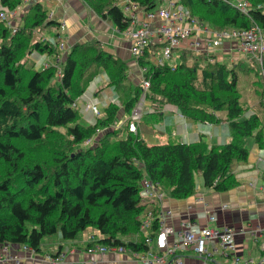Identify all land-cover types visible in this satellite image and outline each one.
Here are the masks:
<instances>
[{
  "label": "trees",
  "instance_id": "16d2710c",
  "mask_svg": "<svg viewBox=\"0 0 264 264\" xmlns=\"http://www.w3.org/2000/svg\"><path fill=\"white\" fill-rule=\"evenodd\" d=\"M124 1L145 12L162 5L161 0H82L119 32L133 21L123 12ZM175 1L210 29H248L254 24L264 32V0H247V15L219 0ZM23 4L0 0V8L9 12ZM59 31L60 23L39 2L28 7L15 33L0 20V248L39 252L45 237L59 234L72 241L91 228L102 239L90 247L144 252L148 247L139 237V217L149 205L140 196L144 178L174 200L195 194L196 173L203 188L226 192L238 185L234 166L248 160L247 139L252 137L255 148L264 150V103L242 104L237 87V71H254L260 65L255 74L263 88L256 96L259 92L264 97V52L260 64L254 58L231 63L215 58L209 63L205 55L182 51L172 71L154 63L161 46L152 42L135 62L146 68L143 78L149 82L143 112L150 102L156 110L171 106L190 122L210 124H219L216 114L224 112L230 139L211 146L202 138L190 144L169 140L151 145L138 130L128 132L141 83L132 86L128 65L97 41L74 45L60 73L54 67L35 68L34 58L59 55ZM101 71L107 77L105 88L117 101L108 103L103 117L84 125L79 106L72 105ZM143 112L142 117L150 115ZM122 116L126 119L120 129L113 128ZM96 137L93 146L85 144ZM134 235L139 236L127 240Z\"/></svg>",
  "mask_w": 264,
  "mask_h": 264
},
{
  "label": "crops",
  "instance_id": "0c3cea01",
  "mask_svg": "<svg viewBox=\"0 0 264 264\" xmlns=\"http://www.w3.org/2000/svg\"><path fill=\"white\" fill-rule=\"evenodd\" d=\"M35 2L42 4L43 8L52 14L51 18L63 27L59 31L63 47L59 50L57 59L52 56H39L37 62L44 57L45 62L48 60L50 63H54L58 70H62L64 60L72 46L93 40L128 65L129 81L132 78L140 82V72L130 56V41L126 35L119 32L107 20L94 14L82 0H24L22 6L29 7ZM25 12L21 8L20 14H17L18 17H15L12 23L19 25ZM123 12L126 14L124 9ZM126 15L129 17L133 15L136 23H147L151 28L161 24L158 17L148 22L143 16L144 12L140 10L127 12ZM153 41L155 45H160L156 39ZM191 42V39L181 42L173 50V57L167 65H177L182 51L194 52L190 46ZM234 44L236 43H232L235 49L231 51H229L231 44H227L226 47L215 51V53L222 51L219 54L223 55L230 63L237 58L247 59L248 57L239 52ZM161 47L158 53L161 52ZM45 62H40V65ZM95 94L97 95L98 92ZM84 102L81 100L76 104L84 108L86 112H91L85 109ZM145 105V113H150L153 116L159 114V116H155L157 120L155 125H157L159 133L164 135L163 132H165L170 140L190 144L196 143L202 138L208 146H211L213 142L224 144L230 139V131L224 120L225 113L223 112L217 113L218 118L222 119L219 124L193 123L181 116L171 106H169L171 108L164 106L162 109L156 110L157 108L150 102H146ZM137 126L139 132L140 124L138 123ZM259 159L261 162L257 163ZM233 174L238 185L229 191L212 192L203 188L199 179L196 181V192L191 197L185 200H174L167 194L161 202L153 203L150 206L156 213L163 214L164 227L172 232L167 238L169 244L177 240L178 233L187 224L194 228L207 226L206 216L209 214L216 218L211 227L233 231L235 234L234 251L223 252L213 241L207 245L211 256L205 264H263L260 245L264 241V151L256 149L252 144L247 162L235 165ZM90 229H86L72 241H64L59 234L52 242L42 239L39 252H34L31 249L26 250L22 246L5 245L7 253L0 264H53L52 260L57 257H61L62 260L54 264H142L139 259L128 252L108 251L104 254H87L86 249L91 244H98V241L102 239L97 231ZM135 239L136 236H131L127 240ZM175 256L183 258L185 263H200V258L195 257L192 250L177 251Z\"/></svg>",
  "mask_w": 264,
  "mask_h": 264
},
{
  "label": "built area",
  "instance_id": "2783aa9c",
  "mask_svg": "<svg viewBox=\"0 0 264 264\" xmlns=\"http://www.w3.org/2000/svg\"><path fill=\"white\" fill-rule=\"evenodd\" d=\"M165 5L153 11L144 12L145 19L153 21L155 18L161 20V24L151 28L147 23H136L135 17L132 15L133 21L130 27L122 32L130 41L129 53L130 56L136 60L143 54V51L156 39L160 44L161 52L157 59L153 60L156 65H167L172 59L173 50L177 48L181 42L191 39L190 46L193 48L194 53L205 55L209 63L215 61V51L221 50L228 44L239 43L240 52L246 55H251V58L256 59L261 64V54L264 52V32L257 26L252 24L248 29H229L216 31L208 28L205 25L198 23L196 19L191 17L187 9L182 5L176 3L175 0H161ZM225 3L241 14L247 15L251 9V5L247 0H219ZM124 11L131 12L137 11L136 5L124 1L121 3ZM8 11V10H5ZM13 12V11H10ZM17 15V13H16ZM14 16V13H11ZM10 16L6 13L0 14V20L4 21L9 26ZM15 17L12 18L14 20ZM15 28V27H13ZM15 32V30H14ZM12 32V33H14ZM62 47V46H61ZM137 65V63H136ZM44 68L54 67V63L48 60L44 63ZM173 71L176 67L174 64L168 65ZM138 67V66H137ZM140 83L142 85V94L132 109L129 115L128 132L136 133L137 125L142 118L143 106L145 96L149 89V82L143 78L146 73V68H139ZM76 102L73 103L75 107ZM86 110H90L93 114L98 115V108L96 105L84 102ZM92 141V140H91ZM92 142L87 141L85 144L90 145ZM140 196L142 199L148 200L149 205L146 210L139 217V232L143 238L144 244L148 249L144 252H133L123 247L106 248L102 245L88 247L86 252L89 255L104 254L108 251L116 253H130L132 256L139 259L142 264H205L211 254L207 250V245L213 241L225 251H234L235 249V234L230 229H215L211 227L216 218L214 215H207V226L202 228H194L191 225H185L180 233L177 235V240L171 244L168 243L167 238L172 234L169 229L164 227L163 214L156 213L150 205L159 203L166 196L165 192L159 185L152 183L147 178L141 181ZM156 224V230L153 226ZM28 250L27 247H23ZM192 250L195 257L200 258L199 262L185 263L181 257H176L177 251ZM260 250L263 253L264 262V241L260 245ZM0 262L4 260L6 255V248L3 246L0 251ZM62 258L57 257L52 260V263L61 262ZM237 262V260H235ZM264 264V263H263Z\"/></svg>",
  "mask_w": 264,
  "mask_h": 264
},
{
  "label": "rangeland",
  "instance_id": "374dc122",
  "mask_svg": "<svg viewBox=\"0 0 264 264\" xmlns=\"http://www.w3.org/2000/svg\"><path fill=\"white\" fill-rule=\"evenodd\" d=\"M55 1H58V0H55ZM161 4L165 5L162 1H161ZM21 8L25 12L27 10L28 6L25 5V6H21L19 8L17 7L13 12L5 11V9L0 8V14L6 13L10 16L8 19L10 21L9 27H10L11 32H14V30H15V32L17 31L18 25L12 23V22H14V20H12V18L18 17L16 15V13L20 14ZM11 13H14V16H11ZM126 14H127V12H126ZM48 16L52 17V14H49V12H48ZM4 21H7V20H4ZM13 27H15V28H13ZM60 28H63V27L60 26ZM35 38H37V36L34 34L33 39H35ZM43 40H45V39L43 38ZM231 45H230L229 51H231L232 49H235V48H233V45L232 46ZM234 45L236 46V49H238V51L240 52L239 43L234 44ZM61 46H62V44L60 43L58 46V50H60L63 47V46L62 47ZM71 48L69 49V51L71 50ZM219 52L221 53L222 51H219ZM219 52H217L215 54V56H216L215 58L218 59L221 57L220 58L221 61L226 62V59L224 58V56L219 54ZM243 55L248 57V58L249 57L251 58V55H246L244 53H243ZM54 57L57 59V56H54ZM37 59H38L37 57L34 58V62H35L34 66L36 69H38V68L48 69V68H44V66H43L44 63H41V65H40V62H45L46 59L44 57L41 58L40 61H38V62H37ZM220 59H218V60H220ZM133 60L135 61L134 58H133ZM235 61H237V60H235ZM29 63L31 65L33 63V59H30ZM250 65H251V63H248V66H250ZM254 67H255V64H254ZM260 68H261L260 65H258L257 67H255L254 71L253 70H244V69H240V71H237V79H238L237 87H238V90L241 94L242 104L244 102L248 106H251V105H254V103L256 101L258 103L259 99H260V101H262V103H264V97L261 99L259 92H258V95L256 96V92L262 90V88H263V87H261V84H260V81L262 78L259 76V73H258V76L255 74V71L260 72ZM56 69L58 70V68H56ZM60 71L61 70H58V73H60ZM56 80H57V77L54 78V81H56ZM54 81L52 82V84L57 85L58 83L55 84ZM138 82L139 81L133 80L132 78L130 80V84L132 86H135ZM106 84H107V77L101 71L100 74L95 78V80L89 84V86L86 88L85 92L81 96V100L97 106L99 117H103L104 109L106 108L108 103L117 101L115 93L111 89L105 88ZM97 92H98V94L96 95L95 93H97ZM167 107L171 108L169 106H167ZM78 111H79L80 118H81L80 122L84 125H91L94 122L95 118L98 116V115L92 114L91 112H86L84 110V108H82V107H78ZM119 113L122 114V112H119ZM122 118H123V116L119 120H117V123L113 128L120 129L119 125L123 124L125 122V119H126V118H124L122 120ZM220 120H222V119H220ZM119 121H121V122H119ZM156 121L157 120L155 119V116L148 115V116L142 117L140 122H139V124H140V129H139L140 135L142 136L143 140L146 143L151 144V145L157 144V143H161V144L166 143L167 141L170 140L168 138V135L165 132L162 131L164 133V135L159 133L157 125L154 124ZM137 128H138V126H137ZM123 136H124V134L121 135L120 137H123ZM97 138L98 137L92 139V141H91L92 146L97 141ZM206 139H207V137H206ZM216 140H217V138H216ZM252 143H253V138L250 137L247 139L246 146L250 147ZM212 144H215V143L213 142ZM259 162H261V159H259L257 161V163H259ZM199 179H200V175H199V173H196L195 180L199 181ZM140 216L142 217V215H140ZM90 230L96 231L94 229H90ZM139 235H137L136 238ZM55 237H58V234L48 236V237H45L43 239H46V240H44L46 242H52L55 240ZM133 237H135V235ZM139 237H142V236L140 235ZM124 239L126 240L127 237Z\"/></svg>",
  "mask_w": 264,
  "mask_h": 264
}]
</instances>
